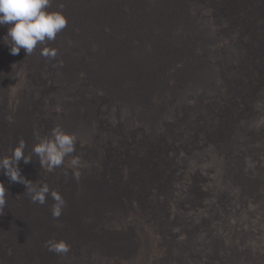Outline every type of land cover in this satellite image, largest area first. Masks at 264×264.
Wrapping results in <instances>:
<instances>
[{
  "label": "bare ground",
  "instance_id": "1",
  "mask_svg": "<svg viewBox=\"0 0 264 264\" xmlns=\"http://www.w3.org/2000/svg\"><path fill=\"white\" fill-rule=\"evenodd\" d=\"M198 1L50 4L46 11H62L68 21L55 40L41 44L56 51L48 58L54 69L42 71L47 83L34 82L22 70L9 96L0 93V110L10 103L7 119L14 126V113L27 116L16 124L11 142L16 147L23 139L27 145L37 127L29 124L34 114L22 111L20 98L44 94L29 106L91 150L77 168L65 158L62 170L83 176L68 188L56 171L60 167L52 176L38 163L26 171L20 162L30 187L62 189L59 218L52 215L51 194L45 204L33 203L25 185L0 177L14 184L0 208V264H264V200L255 201L259 191L263 195L262 184L254 187L250 176L231 178L243 187L241 203H227L219 194L220 188L227 192L222 179L234 169L264 177V0H215L220 21H210V34L219 29L236 34L222 68L194 60L208 23L196 17L206 8ZM9 27L0 26L2 40ZM250 69L257 80L248 77ZM259 87V96L246 98ZM107 121L112 129L104 128ZM4 124L0 114L1 130ZM238 137L242 141L234 146ZM170 162L181 171L173 176V190ZM196 180L203 190H194ZM50 240L66 242L69 251H49Z\"/></svg>",
  "mask_w": 264,
  "mask_h": 264
},
{
  "label": "rangeland",
  "instance_id": "2",
  "mask_svg": "<svg viewBox=\"0 0 264 264\" xmlns=\"http://www.w3.org/2000/svg\"><path fill=\"white\" fill-rule=\"evenodd\" d=\"M61 1L62 0H54L51 3V6H56ZM183 1L186 4L191 3V0H183ZM195 1H197V0H195ZM198 2H201V4L203 6H205L206 8H205V10H200L199 13L197 12L196 13V17L199 18V19L201 18L203 20H208V23L206 25L203 23V25H202L203 32H204V34L206 36L205 40H203V42H202V43H204V45L202 47H200V45H198V47L194 51L195 52V58L193 56L192 57L197 62L199 61L198 58L205 59L206 62L204 63V65L210 64L211 65L210 67L222 68V60H223V57L225 55L224 52L226 50V46L230 43L231 39L233 40V36H236V34H233V32L231 30L219 29V30L216 31L215 36L212 37V35L209 32L210 21L211 20H213L215 22H219L220 21V18H219V14L220 13H219V9H217V7H216V1L215 0H199ZM161 14H162V11H161ZM168 14L170 16H173V14H171L170 12H168ZM161 17L164 18L163 14H162ZM192 17H193V13L191 12V10H189L187 12V18L191 19ZM242 18H243V16H239L237 18V21H239V22L241 20L243 21ZM250 22H251V19H250ZM2 37L3 36L0 35V54H1L0 56L3 59L6 58L7 60L6 59L2 60L3 63L0 61V70H1L0 71V73H1L0 74V82H1L0 83V87H1L0 88V93L6 95V97L9 96L8 95V93L10 91L9 89L11 88L13 83L17 82V78L21 75L20 73L22 72V70L24 72H28L31 75V78L34 80V82H36V80L37 81H43V80L45 81V79L42 76V71L52 72V69H54V63L52 64V62L48 59V58H50V56L46 57V56L42 55V50L44 48L49 49V47H47L45 45L42 46L41 44H38L37 48L33 51V53L30 56H26L23 49H21V51H20V53L18 55H11L10 56L9 55V53H10L9 52V46L7 45L9 40H8V38H7L6 41L2 40L3 39ZM213 44L218 45L220 48L222 46L221 50H219L220 48H218V49L212 48ZM240 48H241V46H240ZM242 49L244 51L245 48L242 47ZM5 53H8V55L7 54L5 55ZM9 56H10V58H9ZM193 63H195V61ZM247 75H248V77H250L252 79V81L257 80L253 70L250 69V71H249V73ZM5 77H7V78L4 79ZM32 86L34 88H36L35 93H39L40 90H39L38 85L37 84H33ZM50 90H48L49 95L52 93V91H50ZM259 91H261L260 87L257 89V91H253L251 93H249L247 91L246 92V98L247 99H251V95L252 94H256ZM257 96H259L258 93H257ZM39 99L41 101H43L44 94L41 95V97H37V96H34L31 92H26V96H24V98H20L22 103H20L19 106H21L22 111H27L28 112V110H30L34 114V121H33V123H29V124L30 125L32 124V126H36L37 127V128H33V133L35 134L33 136L34 140H30V142L28 140V143L26 145L27 147L25 148V155L31 156V162L27 164L26 171L32 170L31 168L33 167V163H38V167L41 170L44 169V168L40 167L38 157L32 153V148H33V146L36 143H38L37 135L40 138H48V137H50L51 131L55 127V124H56L55 121H50V122L48 120L46 121V117H42L36 111L33 110V107L29 106L33 100H34V102L37 103V101ZM9 104L10 103H6L5 105H3L4 107H2L1 110H0L1 111V113H0L1 114V120L5 119L4 126H7L4 130L0 129V159H3L6 156L7 153L11 152V151L7 152L6 150L9 148V143H11L12 139H14L13 138V135H14L13 131H14L15 127H16V124L23 123V120H24V123H25V120L27 121V116L25 114H22V113L21 114L20 113H16V114L14 113V115H15V117H14L15 118V126H14V124H12L10 119L8 121L7 115H8V118H9V115H10V113L8 111ZM250 104H251V100H249V105ZM52 111H54V110L52 109ZM103 126H104V128H106L108 126L109 127L108 129H112L113 128V123L107 121V125L103 124ZM30 128H31V126H30ZM21 134H22V131L21 130H17V135H18L19 139H21ZM161 136H162L161 134H155L154 138L156 137V139H160ZM241 141H242V138L240 139V137H238V140L235 139V143L233 145L235 146L238 143H240ZM242 143L245 144L246 141L242 142ZM242 143L239 145V147H243L244 144H242ZM11 145H12V143H11ZM144 146L146 147V145H144ZM14 148L15 147L12 145V150ZM112 148L114 150H116L114 147H112ZM4 149H5V151H3ZM90 150H91V148H89L85 143H83L82 141L76 140L75 151L71 154V156H69L67 158H69L71 160L72 157L80 158V157L86 156V155H88V152ZM219 154H220V152H219ZM261 165H262V163H261ZM171 166H172V162H170V168H169L172 171V173H171L172 179H171L170 183L168 182V184H170L169 188H171V190H173L174 189V183L176 181V180H173V176H174V174L178 175L181 171H180V169H176L174 167L172 169ZM19 168L21 170L22 163H19ZM60 168L57 169L56 171L59 172V174L61 176H63L64 185L67 188L70 187L68 185V183H70L71 181H73L74 184L76 185V182H77L76 179H78V177L75 175L76 171L71 169L70 171L67 172V171L62 170V168L61 169ZM183 168H185V167H182V169ZM244 168L245 167L243 166V170H244ZM234 173H236L237 175L236 174L234 175ZM243 173H245V170L242 172L241 170L234 169L233 175H231L230 177L229 176H224V178L222 179L223 180V187L226 186L227 192H225L224 190H223L224 192H222L223 188H220L219 194L224 196L225 199H227L226 200L227 203L228 202L229 203H231V202L232 203H236V202L237 203H241V200L239 199L240 195H241L240 193L243 194V190H242L243 187H241L239 185L240 188H237L238 186H236L233 183L231 178L243 177V179H244V177L248 176L246 179H250V178H251V180H255L256 179L255 180L256 183L255 182L252 183L254 187H257L258 184L261 186V184H262V186L259 187V189H261V191L264 189L263 188L264 187V177L263 178H254L255 176H252V174L244 176ZM3 175H4L3 171L0 170V177L3 176ZM52 176H53V171H52ZM79 176H82V173ZM182 176H183V173L180 174V178H181V182H184L185 180L182 178ZM249 176H250V178H249ZM196 179H200L199 176ZM258 179H259V181H258ZM261 179L263 180V182L259 183L260 181H262ZM224 181H226V183ZM0 183H3V185L5 187V194H7V195H9L11 197L13 195V192L10 189V187L14 188V184L9 182V181H8L9 184L7 183V181H0ZM227 183L229 185H231L232 187L229 186ZM232 184H234L235 187ZM192 186H193L194 190H196V191H201L200 189L203 190L202 184H201V182H199V180H196V182L194 184H192ZM229 188H231V189H229ZM61 190H59L58 193L62 196ZM64 192L65 191H63V193ZM75 192L77 194V190H75ZM238 192H240V193H238ZM233 193H235V194H233ZM259 193H260V197H262V198H261V200L258 201V199H260V197L258 196L259 198L255 199V201L258 202V203L259 202L262 203V201L264 200V190L262 191V193H263L262 196H261V192L260 191H259ZM228 194H231L232 197L229 196ZM220 195H218V196L220 197ZM225 195H227V196H225ZM14 196H16V195H14ZM246 200L248 201V198ZM28 201H30V200H28ZM251 204H252V202H251ZM242 209L243 208L240 207L239 211H241Z\"/></svg>",
  "mask_w": 264,
  "mask_h": 264
},
{
  "label": "clouds",
  "instance_id": "3",
  "mask_svg": "<svg viewBox=\"0 0 264 264\" xmlns=\"http://www.w3.org/2000/svg\"><path fill=\"white\" fill-rule=\"evenodd\" d=\"M51 0H0V26L10 25L7 31L9 52L18 55L21 49L25 55H31L38 44L55 40L58 33L67 26V18L62 13L46 11ZM42 55L55 57L56 51L44 48ZM32 148V153L38 157L40 167L51 172L64 165L65 158L75 151L76 137L65 133L59 126L52 129L50 137L40 138ZM26 143L21 139L12 150L10 156L0 159V170L11 182L21 183L26 186L33 203L41 205L46 203L47 196L51 194L55 204L52 208L54 218H59L65 201L56 191H51L47 184L30 187V181L21 175L19 163L31 162V156L25 155ZM80 164L78 157H72L70 166L77 168ZM78 177L79 172H75ZM5 187L0 183V208L5 204ZM49 251L58 254L67 253L69 246L64 241L50 240L46 242Z\"/></svg>",
  "mask_w": 264,
  "mask_h": 264
}]
</instances>
